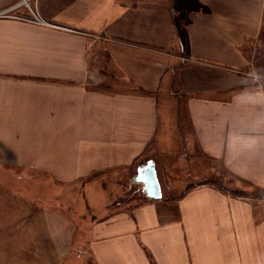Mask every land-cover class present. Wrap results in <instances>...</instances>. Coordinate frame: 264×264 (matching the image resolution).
Here are the masks:
<instances>
[{"label": "crops", "instance_id": "obj_1", "mask_svg": "<svg viewBox=\"0 0 264 264\" xmlns=\"http://www.w3.org/2000/svg\"><path fill=\"white\" fill-rule=\"evenodd\" d=\"M184 2L0 17V264H264V0Z\"/></svg>", "mask_w": 264, "mask_h": 264}, {"label": "rangeland", "instance_id": "obj_2", "mask_svg": "<svg viewBox=\"0 0 264 264\" xmlns=\"http://www.w3.org/2000/svg\"><path fill=\"white\" fill-rule=\"evenodd\" d=\"M194 0H185V2L183 4H193ZM39 10V9H38ZM200 161L202 159V165L204 166V169L207 165H211L212 161H210L209 159L206 158H198ZM214 165V164H213ZM215 168V173L210 175L207 174V172L205 171L201 176H199V179H202V181L206 180L209 181V183H215V185H219L222 188V190L224 192H226L227 194H229L230 196L236 198L240 200V201H247L248 200H256L258 198H264V191L258 190L257 188L254 187H248L243 185V187L240 186V184H236V180L230 178L227 174H225V172H223L221 170L220 164L215 162L214 165ZM247 188V189H246ZM235 191V192H234Z\"/></svg>", "mask_w": 264, "mask_h": 264}, {"label": "built area", "instance_id": "obj_3", "mask_svg": "<svg viewBox=\"0 0 264 264\" xmlns=\"http://www.w3.org/2000/svg\"><path fill=\"white\" fill-rule=\"evenodd\" d=\"M38 0H15L0 7V17H12L28 22H44L37 8Z\"/></svg>", "mask_w": 264, "mask_h": 264}, {"label": "water", "instance_id": "obj_4", "mask_svg": "<svg viewBox=\"0 0 264 264\" xmlns=\"http://www.w3.org/2000/svg\"><path fill=\"white\" fill-rule=\"evenodd\" d=\"M135 180L143 181V188L147 195L151 197H159L161 195L160 185L156 175L154 162L147 160V163L138 167Z\"/></svg>", "mask_w": 264, "mask_h": 264}, {"label": "trees", "instance_id": "obj_5", "mask_svg": "<svg viewBox=\"0 0 264 264\" xmlns=\"http://www.w3.org/2000/svg\"><path fill=\"white\" fill-rule=\"evenodd\" d=\"M261 39V46L258 48L255 56V64L257 66V69L259 71V74H264V29L262 30V33L260 35ZM215 185V183H214ZM216 186L221 187L216 184ZM223 188V187H221ZM235 192V191H234Z\"/></svg>", "mask_w": 264, "mask_h": 264}]
</instances>
